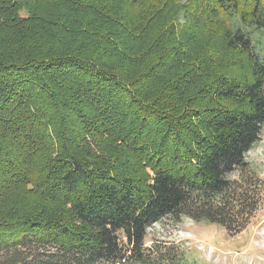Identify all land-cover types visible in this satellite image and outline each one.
<instances>
[{
  "label": "trees",
  "instance_id": "obj_1",
  "mask_svg": "<svg viewBox=\"0 0 264 264\" xmlns=\"http://www.w3.org/2000/svg\"><path fill=\"white\" fill-rule=\"evenodd\" d=\"M245 27L264 0H0V264H201L150 228L245 231L264 201Z\"/></svg>",
  "mask_w": 264,
  "mask_h": 264
},
{
  "label": "rangeland",
  "instance_id": "obj_2",
  "mask_svg": "<svg viewBox=\"0 0 264 264\" xmlns=\"http://www.w3.org/2000/svg\"><path fill=\"white\" fill-rule=\"evenodd\" d=\"M264 55V31L243 28ZM264 181V129L261 140L247 156ZM180 244L190 258L201 264H264V201L248 228L230 237L223 227L211 223H195L192 219L172 217L150 228L148 242ZM150 244V243H148Z\"/></svg>",
  "mask_w": 264,
  "mask_h": 264
}]
</instances>
